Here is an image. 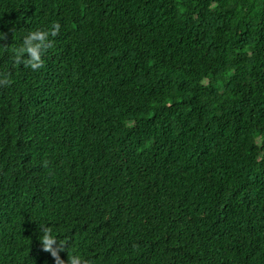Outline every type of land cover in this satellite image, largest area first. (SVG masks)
Returning a JSON list of instances; mask_svg holds the SVG:
<instances>
[{"label": "trees", "instance_id": "16d2710c", "mask_svg": "<svg viewBox=\"0 0 264 264\" xmlns=\"http://www.w3.org/2000/svg\"><path fill=\"white\" fill-rule=\"evenodd\" d=\"M0 264H264V0H0ZM27 54H25L26 56Z\"/></svg>", "mask_w": 264, "mask_h": 264}, {"label": "clouds", "instance_id": "9594fccd", "mask_svg": "<svg viewBox=\"0 0 264 264\" xmlns=\"http://www.w3.org/2000/svg\"><path fill=\"white\" fill-rule=\"evenodd\" d=\"M59 29L60 25L57 22H53L47 28H36L24 35L19 46H12L8 49L0 48V52L8 51L16 62H20L21 58H23V63L26 67L37 70L43 66L42 55L51 46L52 38L58 34ZM25 54L27 55L25 56ZM4 83H6V78H0V84ZM42 243L43 249L50 252L56 258L57 264H63L59 259L57 251L52 249L54 238L47 230L42 237ZM82 260L83 256L77 250H73L72 254L68 257L69 264H81Z\"/></svg>", "mask_w": 264, "mask_h": 264}]
</instances>
